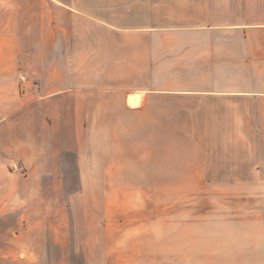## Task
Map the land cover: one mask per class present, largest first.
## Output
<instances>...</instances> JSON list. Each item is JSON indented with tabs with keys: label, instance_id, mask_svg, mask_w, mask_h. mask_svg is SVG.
Segmentation results:
<instances>
[{
	"label": "crops",
	"instance_id": "1",
	"mask_svg": "<svg viewBox=\"0 0 264 264\" xmlns=\"http://www.w3.org/2000/svg\"><path fill=\"white\" fill-rule=\"evenodd\" d=\"M0 264H264V0H0Z\"/></svg>",
	"mask_w": 264,
	"mask_h": 264
},
{
	"label": "rangeland",
	"instance_id": "2",
	"mask_svg": "<svg viewBox=\"0 0 264 264\" xmlns=\"http://www.w3.org/2000/svg\"><path fill=\"white\" fill-rule=\"evenodd\" d=\"M132 186H137L138 185H143L145 184V180H131ZM161 198H170V195H161V194H149L147 193L146 195L144 194H136L133 195V204H132V208L133 211L136 212L137 214H142L144 212L145 209H147L148 211V215L150 216V212L154 211L151 210L150 208L156 206L153 205L156 202H159ZM146 200H148V204L144 205V201L146 202ZM166 207L167 210L163 211L164 214V219H170L171 217V210H170V204L164 205ZM157 212V211H154Z\"/></svg>",
	"mask_w": 264,
	"mask_h": 264
},
{
	"label": "bare ground",
	"instance_id": "3",
	"mask_svg": "<svg viewBox=\"0 0 264 264\" xmlns=\"http://www.w3.org/2000/svg\"><path fill=\"white\" fill-rule=\"evenodd\" d=\"M136 104H137V96H134L132 97V105H136Z\"/></svg>",
	"mask_w": 264,
	"mask_h": 264
}]
</instances>
